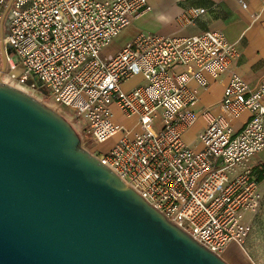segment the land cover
<instances>
[{"label":"built area","instance_id":"built-area-1","mask_svg":"<svg viewBox=\"0 0 264 264\" xmlns=\"http://www.w3.org/2000/svg\"><path fill=\"white\" fill-rule=\"evenodd\" d=\"M149 8L147 0H0L4 72L38 100L56 103L80 135L112 139L95 156L221 255L233 241L243 247L252 230L247 216L260 196L252 160L264 149V83L238 73V47L216 30L144 31L106 52ZM205 12L191 6L177 19L186 27ZM132 77L138 82L126 89ZM223 78L220 100L195 110L200 92ZM124 117L135 118L131 127L120 122ZM199 117L204 126L186 140Z\"/></svg>","mask_w":264,"mask_h":264},{"label":"water","instance_id":"water-1","mask_svg":"<svg viewBox=\"0 0 264 264\" xmlns=\"http://www.w3.org/2000/svg\"><path fill=\"white\" fill-rule=\"evenodd\" d=\"M0 264L229 263L83 148L64 116L0 79Z\"/></svg>","mask_w":264,"mask_h":264},{"label":"crops","instance_id":"crops-1","mask_svg":"<svg viewBox=\"0 0 264 264\" xmlns=\"http://www.w3.org/2000/svg\"><path fill=\"white\" fill-rule=\"evenodd\" d=\"M147 1L150 6L149 10L123 30L131 38L144 31L187 35L209 29L216 30L228 42L235 43L238 47V73L253 85L264 83V8L261 7L259 2L256 0H244V5H240L238 0ZM191 6L204 7L206 12L193 24L183 27L178 22L177 16L182 10ZM225 82L226 78L212 81L208 89L200 92L199 100L194 109L198 110L204 105L219 101ZM191 84L193 85L194 83ZM247 116L248 111L242 112L235 122L236 127H240ZM202 126H204V120L199 117L195 124L185 132L184 138L190 140ZM261 151L264 153V149ZM259 153L253 158L252 162L264 164V157L259 156ZM263 181L264 179L260 181L259 187ZM251 227L252 233L254 229L252 222Z\"/></svg>","mask_w":264,"mask_h":264},{"label":"rangeland","instance_id":"rangeland-1","mask_svg":"<svg viewBox=\"0 0 264 264\" xmlns=\"http://www.w3.org/2000/svg\"><path fill=\"white\" fill-rule=\"evenodd\" d=\"M5 28V27H4ZM5 32V29L3 30ZM131 36L126 32H121L106 48V52H113L118 50L125 42H127ZM9 53L11 48L6 47ZM1 57V56H0ZM2 59V58H1ZM2 63V62H1ZM7 74V68L4 72L3 63L0 64V79H4ZM10 77V76H9ZM138 82L137 77H132L124 83V87L131 88ZM120 122L126 127H131L135 122V118H121ZM81 146L93 155L106 153L112 145V139H109L103 143H96L89 140V136L85 132L81 133ZM186 139V138H185ZM100 151V152H99ZM259 156L264 157V153L261 151ZM259 200L256 210L249 213L247 218L254 225L252 233L243 243L241 247L235 241L231 242L227 249L221 253V256L229 264H264V181L259 187Z\"/></svg>","mask_w":264,"mask_h":264},{"label":"bare ground","instance_id":"bare-ground-1","mask_svg":"<svg viewBox=\"0 0 264 264\" xmlns=\"http://www.w3.org/2000/svg\"><path fill=\"white\" fill-rule=\"evenodd\" d=\"M4 82L14 86V87H17L21 90H23L24 92L30 94L31 96H35L33 95L32 91L30 89H28L27 87H25L24 85H21L19 83H17V81H15L13 78L9 77V76H5L4 79H2ZM48 105L53 108L54 110H56L58 113L60 114H63L64 111L56 104V103H48ZM235 264H237L235 262Z\"/></svg>","mask_w":264,"mask_h":264},{"label":"trees","instance_id":"trees-1","mask_svg":"<svg viewBox=\"0 0 264 264\" xmlns=\"http://www.w3.org/2000/svg\"><path fill=\"white\" fill-rule=\"evenodd\" d=\"M259 182L264 179V164H255Z\"/></svg>","mask_w":264,"mask_h":264}]
</instances>
